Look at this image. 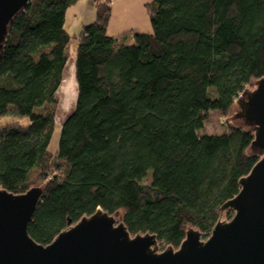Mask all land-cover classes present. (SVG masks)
<instances>
[{"label":"trees","instance_id":"obj_1","mask_svg":"<svg viewBox=\"0 0 264 264\" xmlns=\"http://www.w3.org/2000/svg\"><path fill=\"white\" fill-rule=\"evenodd\" d=\"M76 0H28L0 52V189L43 192L29 235L49 243L97 208L131 235L177 248L188 227L207 237L232 210L220 206L258 159L249 125L226 121L236 97L264 76V0H152L150 31L125 44L107 33L108 2L96 5L74 46L73 111L58 147L56 95L70 54L65 12Z\"/></svg>","mask_w":264,"mask_h":264},{"label":"water","instance_id":"obj_2","mask_svg":"<svg viewBox=\"0 0 264 264\" xmlns=\"http://www.w3.org/2000/svg\"><path fill=\"white\" fill-rule=\"evenodd\" d=\"M28 0H0V52L7 26ZM241 119L253 131L258 159L239 178V191L220 209L229 208L228 220L218 219L207 237L188 227L177 248L157 251L155 234L131 235L116 214L97 208L71 223L47 244L35 241L28 223L43 188L24 193L0 189V264H264V76L254 88L235 99Z\"/></svg>","mask_w":264,"mask_h":264},{"label":"rangeland","instance_id":"obj_3","mask_svg":"<svg viewBox=\"0 0 264 264\" xmlns=\"http://www.w3.org/2000/svg\"><path fill=\"white\" fill-rule=\"evenodd\" d=\"M103 1L108 2L111 6V16L107 27V33L109 35L116 36L125 44H130L133 41L132 34L141 31H150L151 26L147 3L152 0H92L93 4L89 0H76L75 3L67 8L65 12L64 27L71 37L69 43L70 54L66 59L62 71L61 81L56 91L58 104L55 113V127L48 145L49 149L52 151L56 150L58 147V139L62 122L75 107L77 84L74 76V46L76 36L83 25H87L94 21V13L96 15V5L101 4ZM83 8L91 10V16H83ZM252 88H254V80L250 81V83L245 86V89ZM238 97L239 95L236 98ZM236 112H238V105L234 102L229 110L228 117L225 118L214 113L209 122L198 130V132L207 134L222 133L227 130L225 120H229L235 125L241 124L239 119H232L233 114ZM12 121L26 123V119L24 117L17 118L3 116L0 118V125ZM117 218L119 219L118 216ZM220 219L228 220L224 214L220 216ZM165 247V244H157L156 250L161 251Z\"/></svg>","mask_w":264,"mask_h":264},{"label":"crops","instance_id":"obj_4","mask_svg":"<svg viewBox=\"0 0 264 264\" xmlns=\"http://www.w3.org/2000/svg\"><path fill=\"white\" fill-rule=\"evenodd\" d=\"M92 4V0H89ZM90 15L91 16V10H87L86 8H83V16ZM95 16V13H94Z\"/></svg>","mask_w":264,"mask_h":264}]
</instances>
